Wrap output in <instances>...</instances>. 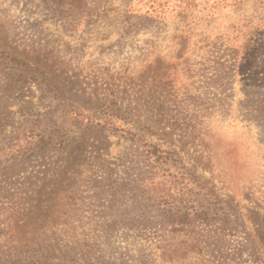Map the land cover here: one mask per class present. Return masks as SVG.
I'll return each mask as SVG.
<instances>
[{
	"label": "rangeland",
	"instance_id": "obj_1",
	"mask_svg": "<svg viewBox=\"0 0 264 264\" xmlns=\"http://www.w3.org/2000/svg\"><path fill=\"white\" fill-rule=\"evenodd\" d=\"M1 51L56 83L46 92L23 79L5 91L2 70L10 66L0 60V113L9 123L63 101L74 105L66 108L70 116L80 109L66 128L86 139L71 151L86 179L75 184L80 190L69 205L40 197L57 176L58 155L48 156L52 171L0 161V219L15 234L0 246L17 264H120L122 255L131 264H264V241L251 220L264 218V0H0ZM158 101L189 116L173 145L239 215L231 232L203 225L155 232L131 221L115 231L105 222L137 205L127 198L114 206L106 190H95L104 183L83 148L91 153L101 140L85 119L110 105L138 126ZM116 125L107 133L112 163L131 144L127 129L134 131L122 120Z\"/></svg>",
	"mask_w": 264,
	"mask_h": 264
},
{
	"label": "trees",
	"instance_id": "obj_2",
	"mask_svg": "<svg viewBox=\"0 0 264 264\" xmlns=\"http://www.w3.org/2000/svg\"><path fill=\"white\" fill-rule=\"evenodd\" d=\"M0 60L10 66L2 70L6 76L5 91L23 79L24 84L28 81L36 82L46 92L56 91L53 77L37 66L32 67L30 63L6 51L0 52ZM18 71L22 73L17 75ZM23 87L17 89L20 97H24ZM168 103H153L145 119L147 123L138 126L130 118V113L120 115L121 110L115 112L110 105L103 106L105 114L86 117L87 130H96V136L101 140L90 147L91 153H87V148H83L85 154H90L88 159L101 174L97 183H104L95 190H106V193L112 196L111 204L114 206L124 204L125 200H129L127 198H131L137 205L135 209L118 211L120 215L107 216L105 222L111 229L115 228V231L129 228L131 221L138 225L150 226L149 230L155 232L159 229L182 232L196 225L216 226L219 230L231 232L232 218L237 219L239 215L227 207L212 185L204 181L196 170L186 165L180 152L174 147L173 143L176 141L173 139L182 136L180 134L184 132L190 119L186 114L179 115L171 108L163 109L162 106ZM173 104L177 107L175 101ZM71 106L74 105L66 102L63 105L61 101L56 109L49 108L34 117L27 113L28 117L14 123H9L11 118L7 114L0 113V161H11V166L16 167L18 171H25L30 165L52 171L55 168L47 162L48 156L58 155L61 158V166L57 176L52 183L40 187L43 189L40 197L49 199L51 203L59 201L61 206L75 201L74 197L80 190L79 185L75 187V184L86 179L83 170H75V164L70 159L73 156L71 151L76 150L82 141L86 140L81 139L85 132L76 133L66 128L67 125H72L76 118H80L79 107H75L74 113L70 111L75 116L67 114L66 108ZM118 119L125 122L126 126L131 125L134 131L127 129L126 134L130 135L128 140L131 144L127 152L112 163L106 158L110 151L107 133L119 130L120 127L116 125ZM123 131L125 133V130ZM144 136L155 138L168 146L164 147ZM41 161L43 164L38 166L37 163ZM119 168L123 170L118 172ZM40 181L44 183L45 179ZM49 187H52L51 190ZM251 220L260 239L264 241V218L258 216ZM9 223L6 219H0V241L5 238V244L8 246L15 239ZM4 248L0 246V264H17L11 258L10 250ZM120 264H131L130 257L122 255Z\"/></svg>",
	"mask_w": 264,
	"mask_h": 264
}]
</instances>
